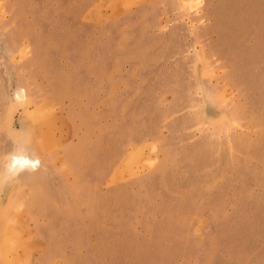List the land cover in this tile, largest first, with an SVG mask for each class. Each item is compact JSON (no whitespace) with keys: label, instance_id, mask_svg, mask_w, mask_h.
<instances>
[{"label":"rangeland","instance_id":"rangeland-1","mask_svg":"<svg viewBox=\"0 0 264 264\" xmlns=\"http://www.w3.org/2000/svg\"><path fill=\"white\" fill-rule=\"evenodd\" d=\"M24 142L0 264H264V0H0Z\"/></svg>","mask_w":264,"mask_h":264},{"label":"clouds","instance_id":"clouds-1","mask_svg":"<svg viewBox=\"0 0 264 264\" xmlns=\"http://www.w3.org/2000/svg\"><path fill=\"white\" fill-rule=\"evenodd\" d=\"M13 98L18 104L26 103L28 101V90L24 87H19L14 92ZM8 161L4 172H0V185L18 177L24 172H36L42 166L41 158L34 152L29 153L27 142L22 143L10 153Z\"/></svg>","mask_w":264,"mask_h":264}]
</instances>
